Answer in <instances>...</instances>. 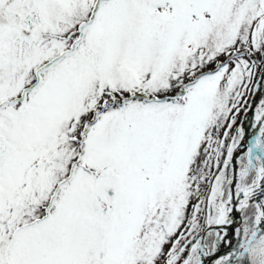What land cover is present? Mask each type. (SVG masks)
Instances as JSON below:
<instances>
[{
  "label": "snow or ice",
  "instance_id": "snow-or-ice-1",
  "mask_svg": "<svg viewBox=\"0 0 264 264\" xmlns=\"http://www.w3.org/2000/svg\"><path fill=\"white\" fill-rule=\"evenodd\" d=\"M258 74L264 0H0V264H264Z\"/></svg>",
  "mask_w": 264,
  "mask_h": 264
},
{
  "label": "water",
  "instance_id": "water-1",
  "mask_svg": "<svg viewBox=\"0 0 264 264\" xmlns=\"http://www.w3.org/2000/svg\"><path fill=\"white\" fill-rule=\"evenodd\" d=\"M262 79L263 77L260 78L259 83L257 85V90L259 88V86L262 84ZM252 104H254V98L252 99ZM250 114H251V118H253L254 115V109L250 108L249 109ZM252 121V120H251ZM251 121L248 123V127L245 129L244 125H242V127L245 129L246 135L244 137V141H243V145L241 148L238 149V151L236 152V157L239 158L241 156V154L244 152L245 148H243L245 146V144H249L251 142V140L253 139V134L258 132V129H253L251 128ZM238 167V166H236Z\"/></svg>",
  "mask_w": 264,
  "mask_h": 264
},
{
  "label": "rangeland",
  "instance_id": "rangeland-1",
  "mask_svg": "<svg viewBox=\"0 0 264 264\" xmlns=\"http://www.w3.org/2000/svg\"><path fill=\"white\" fill-rule=\"evenodd\" d=\"M260 78H261V76L258 74V76H257V81L259 82V80H260ZM262 84L259 86V88H258V90L259 89H263L262 90V92H264V77H263V79H262ZM257 90V91H258ZM257 94V93H256ZM255 96L256 95H252V94H250L249 95V97H248V99L250 100V102L252 103V99L253 98H255ZM247 114H250V111H248L247 113H244L243 111L239 114V117H238V120H237V124L239 125V126H242L243 125V123H244V119H245V117L247 116ZM250 116H251V114H250ZM252 117V116H251ZM241 122H242V124H241ZM246 150H244V152H245ZM243 152V153H244ZM243 153H242V155H243ZM241 155V156H242Z\"/></svg>",
  "mask_w": 264,
  "mask_h": 264
},
{
  "label": "bare ground",
  "instance_id": "bare-ground-1",
  "mask_svg": "<svg viewBox=\"0 0 264 264\" xmlns=\"http://www.w3.org/2000/svg\"><path fill=\"white\" fill-rule=\"evenodd\" d=\"M262 90H263V89L261 88V89H259V90L257 91V94H256V96H255V98H254V104L259 100V98H260V93L262 92ZM251 120H252V118H251L250 114H247V116H246L245 119H244V123H243L245 129L248 127V123H249ZM247 145H248V144H245L244 147H247ZM222 250H223V249H222Z\"/></svg>",
  "mask_w": 264,
  "mask_h": 264
}]
</instances>
